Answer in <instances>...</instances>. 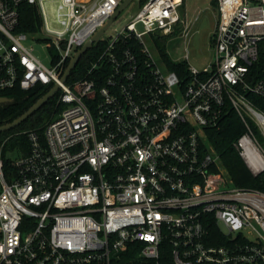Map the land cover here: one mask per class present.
<instances>
[{"label":"built area","instance_id":"obj_1","mask_svg":"<svg viewBox=\"0 0 264 264\" xmlns=\"http://www.w3.org/2000/svg\"><path fill=\"white\" fill-rule=\"evenodd\" d=\"M123 1L0 0V93L58 84L63 106L10 169L0 152V264H264V193L233 186L208 140L236 113L234 146L264 173V0H217L202 69L190 63L198 17L181 15L185 0H147L99 39L86 75L63 83ZM23 4L38 7L39 38L17 32ZM179 39L186 54L173 60ZM29 40L47 44L51 66Z\"/></svg>","mask_w":264,"mask_h":264},{"label":"trees","instance_id":"obj_2","mask_svg":"<svg viewBox=\"0 0 264 264\" xmlns=\"http://www.w3.org/2000/svg\"><path fill=\"white\" fill-rule=\"evenodd\" d=\"M147 0L140 1V8ZM217 1L215 8L217 9ZM43 20L38 7L30 4H23L19 8V24L17 32L29 34L39 38L42 34ZM165 41L161 42L160 50L166 56ZM106 45L105 41H100L92 47L80 60L72 71L68 83L86 75L87 70L98 59L101 51ZM168 59V58H167ZM264 61V58H263ZM171 70L180 75L186 73L184 64H176L169 60ZM52 89L51 86H37L30 91L15 89L10 92L0 93V97H6L10 101L0 105V126L10 123L24 114L41 97ZM57 93L44 107L30 117L19 127L0 134V152L5 162L6 169L11 168L12 160L9 153L18 152L28 154L30 151L29 133L35 132L39 138L44 140V130L46 126L55 120L62 110ZM244 133V127L240 118L234 112H230L218 130L208 131V140L216 152L221 156L225 171L233 182V186L241 189L259 190L264 193V173L255 176L244 163L240 154L236 150L234 143ZM216 229L212 230V233ZM164 264H173L172 260H167Z\"/></svg>","mask_w":264,"mask_h":264},{"label":"rangeland","instance_id":"obj_3","mask_svg":"<svg viewBox=\"0 0 264 264\" xmlns=\"http://www.w3.org/2000/svg\"><path fill=\"white\" fill-rule=\"evenodd\" d=\"M140 1L135 0L134 8L125 16L123 12L113 24L105 31L100 38L101 40H109L115 36V29L122 28L128 20L135 16L140 10ZM217 0H185L184 6L181 8V15H187V18L194 20L198 17L192 38L189 41L190 63L199 69L210 63L214 56V49L211 45V38L214 34L218 11L215 8ZM123 18V19H122ZM29 45L35 49L36 55L46 65L51 66L50 51L47 44L37 43L29 40ZM168 53L173 60H181L186 54V49L183 39L170 42L168 45ZM21 154L18 152L9 153L8 157L12 161H18Z\"/></svg>","mask_w":264,"mask_h":264},{"label":"water","instance_id":"obj_4","mask_svg":"<svg viewBox=\"0 0 264 264\" xmlns=\"http://www.w3.org/2000/svg\"><path fill=\"white\" fill-rule=\"evenodd\" d=\"M85 1V0H80ZM135 0H124L115 11V13L111 16V18L106 22V24L91 38L89 41L83 45L70 60V63L61 79L63 83H65L70 77L72 71L78 65L82 57L94 46L95 43L99 41L105 31L113 24V22L123 13H128L135 6ZM252 2L261 3L262 0H250ZM127 10V11H126ZM60 86L56 84L47 94L41 97L32 107H30L24 114L15 119L14 121L7 123L5 125L0 126V134L11 131L20 125H22L25 121H27L30 117H32L35 113H37L42 107H44L59 91ZM10 100L6 97H0V105L8 103Z\"/></svg>","mask_w":264,"mask_h":264}]
</instances>
